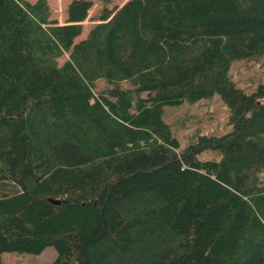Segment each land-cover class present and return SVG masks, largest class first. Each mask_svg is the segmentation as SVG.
<instances>
[{
	"label": "trees",
	"instance_id": "obj_1",
	"mask_svg": "<svg viewBox=\"0 0 264 264\" xmlns=\"http://www.w3.org/2000/svg\"><path fill=\"white\" fill-rule=\"evenodd\" d=\"M92 6L0 0V264H264V83L230 75L264 0H127L76 41ZM215 95L230 128L181 149L166 108Z\"/></svg>",
	"mask_w": 264,
	"mask_h": 264
},
{
	"label": "rangeland",
	"instance_id": "obj_2",
	"mask_svg": "<svg viewBox=\"0 0 264 264\" xmlns=\"http://www.w3.org/2000/svg\"><path fill=\"white\" fill-rule=\"evenodd\" d=\"M36 1V0H29ZM72 0H48L52 17L60 23L66 22L67 7ZM93 6L87 19L83 22V32L76 39L86 37L91 27L97 22V17L106 8H120L127 0H92ZM66 56L60 59V62ZM231 78L247 92L255 90L264 83V53L249 59L233 62L230 70ZM103 85V84H102ZM165 118L171 125L174 134L179 138L181 149L194 141L198 134L218 133L227 131L229 126V108L220 95L202 99L196 103H185L181 106L167 107ZM210 152H204L203 157H210ZM264 178V172L262 174ZM57 257L54 247H48L40 254L6 252L3 254V264H39L51 262Z\"/></svg>",
	"mask_w": 264,
	"mask_h": 264
}]
</instances>
